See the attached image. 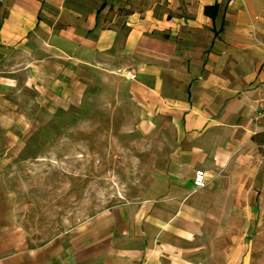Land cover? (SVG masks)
<instances>
[{
	"label": "crops",
	"instance_id": "1",
	"mask_svg": "<svg viewBox=\"0 0 264 264\" xmlns=\"http://www.w3.org/2000/svg\"><path fill=\"white\" fill-rule=\"evenodd\" d=\"M214 5L212 17L205 7ZM14 51L22 60L9 69ZM100 73L128 85L139 128L169 125L158 134L169 140L161 171L144 196L43 243L0 192V264H255L264 250V0H0L4 111L17 75L62 98L80 75Z\"/></svg>",
	"mask_w": 264,
	"mask_h": 264
},
{
	"label": "rangeland",
	"instance_id": "2",
	"mask_svg": "<svg viewBox=\"0 0 264 264\" xmlns=\"http://www.w3.org/2000/svg\"><path fill=\"white\" fill-rule=\"evenodd\" d=\"M21 56L10 52L8 68H17ZM16 79L12 104L0 108L9 120L0 124L7 132L0 192L14 197L35 243L149 191L167 159L169 140L158 134L170 128L162 123L151 134L149 125L138 127L140 112L118 75H80L78 89L62 98L27 88L26 75ZM255 264H264L263 249Z\"/></svg>",
	"mask_w": 264,
	"mask_h": 264
},
{
	"label": "built area",
	"instance_id": "3",
	"mask_svg": "<svg viewBox=\"0 0 264 264\" xmlns=\"http://www.w3.org/2000/svg\"><path fill=\"white\" fill-rule=\"evenodd\" d=\"M257 118L264 122V95L258 100L257 106ZM206 172L203 170H197L194 178V184L197 187H202L206 184Z\"/></svg>",
	"mask_w": 264,
	"mask_h": 264
},
{
	"label": "trees",
	"instance_id": "4",
	"mask_svg": "<svg viewBox=\"0 0 264 264\" xmlns=\"http://www.w3.org/2000/svg\"><path fill=\"white\" fill-rule=\"evenodd\" d=\"M205 13L211 15L212 17L215 16V14L217 13V6H206Z\"/></svg>",
	"mask_w": 264,
	"mask_h": 264
}]
</instances>
